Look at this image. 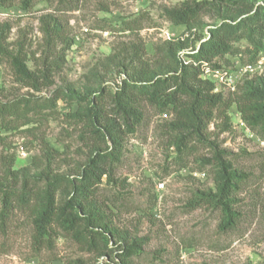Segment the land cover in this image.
I'll return each instance as SVG.
<instances>
[{
	"label": "rangeland",
	"instance_id": "rangeland-1",
	"mask_svg": "<svg viewBox=\"0 0 264 264\" xmlns=\"http://www.w3.org/2000/svg\"><path fill=\"white\" fill-rule=\"evenodd\" d=\"M11 1V7L0 8V23L10 25V48H22L32 68L47 53L59 56L54 84L39 93L43 97L51 96L57 87L85 92L119 84L126 75L117 74L118 65L138 68L136 56L154 65L161 58L156 47L162 50L165 41L186 31L163 15L165 7L184 0H29L27 7L25 0ZM249 1L264 5V0ZM54 19L61 24L62 34L49 49L44 27ZM203 19L207 25L214 22L210 16ZM259 75L264 77V70ZM27 92L15 81L10 67L0 63V101ZM143 110L142 124L125 138L114 181L105 178L95 196L109 222L128 237L127 245L134 239L141 242L133 263L264 264V139L241 119L236 105L230 110L229 131L222 130L221 119L210 124V139L218 141L232 171L242 176L232 197L235 227L221 230L219 207L190 204L197 192L216 190L211 166L201 162L211 156V148L198 146L179 156L172 145L174 134L166 132L173 114H161L146 102ZM66 111L59 102L56 110H44L34 125L13 131L0 128V136L7 137L0 144V176L2 163L10 155L16 156L15 168L29 166L33 157H39L38 164L50 157L54 172H77L93 141L81 138V129L66 121ZM46 143L48 157L42 151ZM30 170L38 173L40 168ZM32 235L30 213L16 209L7 227H0V264L119 262L117 256L115 260L98 256L60 235L54 236L53 248L38 251Z\"/></svg>",
	"mask_w": 264,
	"mask_h": 264
},
{
	"label": "trees",
	"instance_id": "trees-1",
	"mask_svg": "<svg viewBox=\"0 0 264 264\" xmlns=\"http://www.w3.org/2000/svg\"><path fill=\"white\" fill-rule=\"evenodd\" d=\"M28 2L25 0V7ZM12 5L11 0H0V8ZM163 15L173 24L185 26L186 31L165 41L162 50L156 47L161 54L156 64L136 56L138 68L127 70V66L118 65L117 74L126 75L119 84L85 92L57 87L49 97L39 93L53 86L59 56L52 54L56 56L52 58L47 53L32 68L27 53L22 48L11 49L7 43L10 25L0 23V63H6L15 81L28 88L24 95L0 101V128L13 131L34 125L44 110L54 111L62 102L67 108L66 121L81 129V138L93 141L88 158L73 174L54 172L50 157L43 164H38L39 157H33L29 166L15 168L16 156H6L0 176L1 229L7 227L16 209L21 210L32 217L35 250L53 248L54 236L60 235L98 256L113 260L117 256L118 264H134L141 242L134 239L127 245L128 237L109 222L95 196L105 178L114 181L125 138L144 120V102L161 114H173L166 132L174 134L172 145L179 156L194 147L211 148V156L201 162L211 166L216 190L197 192L190 204L219 207L220 229L235 227L237 213L232 197L242 176L232 171L218 141L210 139L213 132L209 127L221 119L222 130L229 131L230 110L236 105L241 119L264 139V77H245L235 92L225 93L216 91L215 83L203 77L202 67L228 71L235 69L236 59L243 65L258 62L264 55V5L249 0H184L165 7ZM205 16L213 18L212 25H207ZM53 21L44 27L49 49L62 34L61 24ZM6 138L0 136V144ZM42 151L50 155L47 143ZM34 167L40 171L30 172Z\"/></svg>",
	"mask_w": 264,
	"mask_h": 264
},
{
	"label": "built area",
	"instance_id": "built-area-1",
	"mask_svg": "<svg viewBox=\"0 0 264 264\" xmlns=\"http://www.w3.org/2000/svg\"><path fill=\"white\" fill-rule=\"evenodd\" d=\"M190 62V61H189ZM264 65V55L254 64H241L240 60L236 59V67L233 70H224L222 68H212L203 66V77L212 80L216 85V91L225 93L235 92L238 84L250 75L262 74ZM2 130H0L1 132Z\"/></svg>",
	"mask_w": 264,
	"mask_h": 264
}]
</instances>
